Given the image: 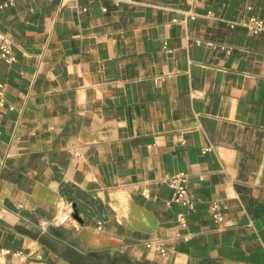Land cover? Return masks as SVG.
Returning <instances> with one entry per match:
<instances>
[{
	"label": "crops",
	"instance_id": "obj_1",
	"mask_svg": "<svg viewBox=\"0 0 264 264\" xmlns=\"http://www.w3.org/2000/svg\"><path fill=\"white\" fill-rule=\"evenodd\" d=\"M250 16L264 0L0 6L15 56L0 59V264L16 251L23 264H264V31ZM178 171L192 209L167 202ZM66 203L77 216L60 223Z\"/></svg>",
	"mask_w": 264,
	"mask_h": 264
},
{
	"label": "built area",
	"instance_id": "obj_2",
	"mask_svg": "<svg viewBox=\"0 0 264 264\" xmlns=\"http://www.w3.org/2000/svg\"><path fill=\"white\" fill-rule=\"evenodd\" d=\"M115 3H118L120 1L124 0H113ZM189 3L193 4L196 0H188ZM14 0H2L0 3L1 7L8 6L12 4ZM194 13H191L190 15H193ZM243 24L246 25V27L252 31L253 33H257L260 31H264V19L259 18L256 16H250L247 19L243 21ZM15 56L12 52V41L10 37L3 32L0 29V59H2L5 62H11L14 60ZM3 84L0 83V89H2ZM1 93V90H0ZM0 104H3V100L0 99ZM187 178L188 175L184 171H178L175 173L167 174L165 176L166 183L171 187L172 193L168 199V203L174 202L181 205L186 206L188 209L193 208V200L189 197L188 189H187ZM143 194L145 196H148V193L143 191ZM210 210L211 214L215 221H219L222 218L219 205L217 201H211L210 202ZM72 206L70 203L63 204L61 207L58 208L57 211V220L60 223H65L66 221L72 219ZM177 224L179 227L186 225V218L184 212H178L177 214ZM175 237H181L182 234L179 230L174 231ZM186 237V236H183ZM144 245L148 248L154 249L159 254L164 255L167 252V247L157 238H150L146 239L144 241ZM0 251H2L0 249ZM17 255H19L20 263L23 264V254L21 251L15 252Z\"/></svg>",
	"mask_w": 264,
	"mask_h": 264
},
{
	"label": "water",
	"instance_id": "obj_3",
	"mask_svg": "<svg viewBox=\"0 0 264 264\" xmlns=\"http://www.w3.org/2000/svg\"><path fill=\"white\" fill-rule=\"evenodd\" d=\"M73 205V204H72ZM73 215L76 217L77 216V212L76 211H74L73 212Z\"/></svg>",
	"mask_w": 264,
	"mask_h": 264
}]
</instances>
